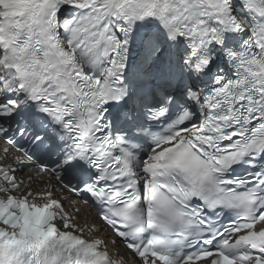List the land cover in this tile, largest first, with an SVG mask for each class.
I'll return each mask as SVG.
<instances>
[{
    "label": "snow or ice",
    "instance_id": "obj_1",
    "mask_svg": "<svg viewBox=\"0 0 264 264\" xmlns=\"http://www.w3.org/2000/svg\"><path fill=\"white\" fill-rule=\"evenodd\" d=\"M130 262L264 264V0H0V264Z\"/></svg>",
    "mask_w": 264,
    "mask_h": 264
},
{
    "label": "bare ground",
    "instance_id": "obj_2",
    "mask_svg": "<svg viewBox=\"0 0 264 264\" xmlns=\"http://www.w3.org/2000/svg\"><path fill=\"white\" fill-rule=\"evenodd\" d=\"M80 208H81V212H80V223H84L86 220L88 221V222H91L92 221V219L94 218V216H93V213L90 211V210H88V208L86 207V206H80ZM89 212H91V216H89L88 215V213ZM130 264H131V262H130Z\"/></svg>",
    "mask_w": 264,
    "mask_h": 264
}]
</instances>
